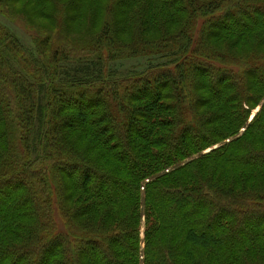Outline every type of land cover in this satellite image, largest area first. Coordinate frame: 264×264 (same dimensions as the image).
<instances>
[{"label":"trees","instance_id":"1","mask_svg":"<svg viewBox=\"0 0 264 264\" xmlns=\"http://www.w3.org/2000/svg\"><path fill=\"white\" fill-rule=\"evenodd\" d=\"M22 2L35 54L0 26V264H264V0L0 15ZM91 17L65 41L80 60L48 49L51 22ZM97 45L156 61L121 79Z\"/></svg>","mask_w":264,"mask_h":264},{"label":"rangeland","instance_id":"2","mask_svg":"<svg viewBox=\"0 0 264 264\" xmlns=\"http://www.w3.org/2000/svg\"><path fill=\"white\" fill-rule=\"evenodd\" d=\"M25 4L26 2H22L17 5H14V4L11 5V8L14 14L13 19L9 20L0 15V26L7 29L14 37H16L28 52L35 54V51L33 49L34 48L33 38L35 37V34L26 28L25 22L28 21L36 26L38 25L34 22L32 18L28 16L29 8L22 6ZM73 15H76V14H73ZM94 19H92L91 17V18H88L87 21L86 19H84V20H78V21L76 20L73 22L70 19L66 23V28L63 26V29H62V30H66V33L58 32L56 27L52 28L53 24L51 22V24L49 25V28L47 26V30L50 29V31L46 33L47 34V37L45 39L46 46L48 47V49H52L53 52H57L58 50H65L67 52L66 53L67 61L69 62L72 60L74 61L80 60V57L78 55H72L69 52L73 44L70 45L69 42L65 44V41L67 40V37H70L68 36L70 35V32H72L74 36L78 32H82V31L84 32L88 30H92L93 32L92 34L98 33V31L102 27V22L100 18L98 19L96 18L95 20ZM38 24L39 25L41 24L43 26L42 28H46V22H43L40 20ZM171 31H172L171 33H175L176 31H178V29H176L175 31L174 29H172ZM76 37L77 36H75V38ZM49 38H51V41ZM93 50L97 52V54H95L94 56L100 57L101 55H103L106 57L104 58V64L105 65L108 64V67H107L108 73L113 75L115 74V72H117L120 74L121 79L126 77L125 76L126 73L131 72L133 70L135 71L143 70L145 67L149 66L150 64H153L156 61L155 59H147V58H136V59L119 58V59H116L115 61H112L111 59L109 60L107 59L108 56H106V54L103 53V51L107 52V50L102 48L101 45H97L96 47H93ZM54 54H59V53H54ZM88 59H93V58L92 56H89ZM164 92H168V90ZM164 102L169 103V102H172V100L166 99L164 100ZM257 111L258 109L253 110L251 113L252 116ZM79 129L81 130V126ZM143 226L144 224L141 221V224H140L141 239L143 238Z\"/></svg>","mask_w":264,"mask_h":264}]
</instances>
